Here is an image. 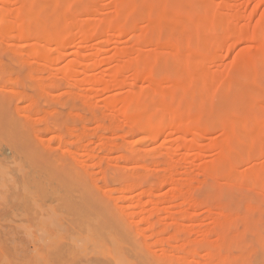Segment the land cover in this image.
Segmentation results:
<instances>
[{
	"label": "rangeland",
	"instance_id": "rangeland-1",
	"mask_svg": "<svg viewBox=\"0 0 264 264\" xmlns=\"http://www.w3.org/2000/svg\"><path fill=\"white\" fill-rule=\"evenodd\" d=\"M37 1L35 34L69 46L46 45L59 59L44 80L33 42L0 24V264H264V0H67L55 18L56 0ZM23 2L0 0L7 22ZM73 60L86 69L65 77ZM137 100L149 131L133 123Z\"/></svg>",
	"mask_w": 264,
	"mask_h": 264
},
{
	"label": "bare ground",
	"instance_id": "bare-ground-1",
	"mask_svg": "<svg viewBox=\"0 0 264 264\" xmlns=\"http://www.w3.org/2000/svg\"><path fill=\"white\" fill-rule=\"evenodd\" d=\"M11 1H15V0H11ZM54 1V0H53ZM69 1V0H68ZM68 1L67 0H56L55 2H57V3H54V2H52V1H50V3H51V5H55V7H50V6H48V8H49V11H50V13H51V15L53 16L52 18H55V14H57L56 12H58V11H56V7H57V5H65V4H68ZM22 2H23V0H22ZM80 2V1H79ZM53 3V4H52ZM98 3H99V1L98 0H94V2L91 4L93 7H96L97 5H98ZM22 4H24V5H22V8H21V11L20 10H18L19 12H15V13H13L12 15H10V20L7 22L6 20H5V18L6 17H4L2 14H1V12H0V24H3V23H5V24H8L7 26H8V29H7V31H12V29L13 28H15L16 26L18 27L17 29H19L17 32H16V34H15V36L16 37H23V38H26V39H23V40H25V41H32L33 42V48L31 49V51H30V57L35 61V64H36V67H35V72H42L43 71V69L45 68L46 69V73H47V76L44 78V80H47V79H49V77L51 76V72H50V70L54 67V63H55V60L58 58V53H54L53 51L51 52V51H47V49H46V45L47 44H53V43H55V44H57V46L59 45V46H61V48H62V45L64 46H69V43H68V41H66L65 42V39L66 38H64V37H62V36H60L57 32H52L51 34H49V35H46V36H38L37 34H35V31H34V25L36 24V22H35V18L38 16V13H39V11L41 12L43 9H47V4H45V5H40V4H43V3H40L39 1H37V0H24V2L22 3ZM129 4V0H122V3H121V5L122 6H126V5H128ZM48 5H50V4H48ZM90 5V6H91ZM78 8V7H77ZM64 9H65V7H64ZM75 9V8H74ZM90 7L89 8H87V10H85L84 11V13H85V20L84 21H81V22H74L73 23V30H74V32L75 33H78V32H80L81 30H84V29H86V32H88V30H87V28H85L84 27V25H86L85 23H87L88 24V22H89V19L91 20L92 19V17L93 16H95V15H93V13L90 11ZM138 9V8H137ZM234 10H232L231 12V14H234V12H233ZM75 13H76V11H74ZM70 13V12H69ZM148 13H150V15H151V12H148ZM77 14V13H76ZM145 14H146V12H145ZM144 14V15H145ZM219 12L218 11H216V13H215V15H214V18L215 17H218L219 15ZM235 15V14H234ZM67 16H68V14H67ZM66 16V17H67ZM165 16V15H164ZM57 17H58V19L59 20H63L62 18H64V16L61 14V15H57ZM65 17V18H66ZM147 17V16H146ZM188 17H191V16H188ZM70 18L72 19V16L70 15ZM58 19H55V20H57L58 21ZM68 19H69V17H68ZM159 19V18H158ZM191 19H192V17H191ZM122 20V19H121ZM160 20H161V23H168L167 21H168V19L167 18H165V17H161L160 19H159V22H160ZM56 22V21H55ZM103 23L102 24H104V27H102L101 26V28H102V31H104V33L106 34L107 32H110V33H112V34H116V33H118L119 31H120V23H122L123 22V20H122V22H119V20L117 21V19H116V22H112V23H108V24H105L106 23V21L104 22V21H102ZM107 22H108V20H107ZM127 22V21H126ZM126 22H123L124 24L126 23ZM136 23H138V22H136ZM101 24V25H102ZM134 24H135V22H134ZM60 25V24H59ZM131 25H133V24H131ZM135 26H137L136 24H135ZM134 26V28L133 27H131V29H132V33L134 34V36L133 37H135V38H141V41H142V39H143V37H144V34L142 35V30H140V28L138 29V27L136 28ZM86 27H87V25H86ZM151 28H153V25H152V27ZM63 29V28H62ZM98 29V28H97ZM155 29H156V27H155ZM154 29V30H155ZM205 31H206V29H204ZM240 30V29H239ZM94 31H95V29H94ZM204 31V32H205ZM123 31L121 30V32L120 33H122ZM151 32H152V30H151ZM151 32H149L150 34H151ZM156 32V31H155ZM158 32V31H157ZM204 32H202L201 31V33H203V37H204ZM207 33V32H206ZM98 35H100V36H102V34H98ZM88 36V35H87ZM92 36V35H91ZM143 36V37H142ZM155 36H157V35H154V37ZM106 38V37H105ZM89 39V38H88ZM68 40V39H67ZM154 41V40H153ZM137 42V41H136ZM68 44V45H67ZM72 44V43H71ZM70 44V45H71ZM65 46L63 47V48H65ZM62 48V49H63ZM201 50V49H200ZM57 52V51H56ZM120 52V51H119ZM59 54H60V51H59ZM205 54V53H204ZM115 55H116V57H115ZM113 54V56L110 58V59H115V58H117L118 57V54H117V52H116V54ZM120 55H121V53H120ZM213 55V54H212ZM57 56V57H56ZM200 56H201V58H200ZM199 57H197V56H195L194 58V62H195V64L196 65H198V66H204V64L205 63H207L206 61V55L204 56V55H200ZM203 56L205 57L204 58V60H203ZM56 58V59H55ZM191 58V57H190ZM59 59V58H58ZM157 59V58H156ZM192 59V58H191ZM158 60V59H157ZM193 60V59H192ZM58 62V61H57ZM81 63V64H80ZM138 63V62H137ZM263 63V62H262ZM129 64V63H128ZM133 65V64H132ZM131 65V66H132ZM128 66V65H127ZM130 65L127 67V68H132ZM197 66V67H198ZM209 66V65H208ZM136 67H138V65L136 66ZM84 69H86V66L85 65H83L82 64V62L80 61V62H78V60H73V61H71L70 63H68L67 65H66V67L63 69V75L65 76V77H67L68 75H67V73L68 72H71V74H72V76L73 77H77ZM135 70V69H134ZM117 71V70H116ZM136 75V74H135ZM135 75H133L134 77H135ZM150 75V74H149ZM115 78L113 77V79H112V77L110 78V79H112V80H109V85H113V86H116V87H120L121 85H123V83H121V82H119V81H117V80H115V79H119V77H117L118 76V74L117 73H115ZM69 77V76H68ZM134 77H132V79H134ZM196 78L197 77H200L199 75H196L195 76ZM148 78H150V76L149 77H147V79ZM193 79V78H192ZM148 80H152V78L151 79H148ZM147 80V81H148ZM68 81V78H67V80L66 79H64L63 80V83H65V82H67ZM193 81H195V79H193ZM192 81V82H193ZM120 84H119V83ZM190 82V80H188V83L187 84H189V85H191V86H193L194 84L192 83V84H190L189 83ZM42 85L44 86V85H46V83L45 82H42ZM107 89V87H100V88H98L97 89V92L98 93H102V92H105V90ZM118 101H116V100H108V102H106V105H108V106H112V107H114V108H116L115 110H116V113H117V115H119V116H123V115H125L126 114V112L128 111V105L126 104V106H125V104L123 105L122 104V107H118V103H117ZM165 102V101H164ZM166 103V102H165ZM164 103V104H165ZM135 104L138 106H136V111H135V114H134V119H133V123L134 124H136V125H138L137 127H140L142 130H145V131H149V130H151L152 129V126H154V125H152V123L148 120V118H146V117H144L143 116V112H144V109L141 107V101L140 100H137V102H135ZM166 105V104H165ZM165 105H163V104H161V105H159V106H164V110H166V108L167 107H165ZM56 108V107H55ZM145 108V107H144ZM150 108V107H149ZM161 108V107H160ZM161 109H163V108H161ZM159 109H157V111H158ZM164 110H161L162 112L164 111ZM167 111V110H166ZM165 111V112H166ZM240 111V110H239ZM54 112V110H41L40 111V113H39V117H38V119L39 120H44V118H45V115L46 114H48V113H53ZM55 113V112H54ZM167 113H168V111H167ZM172 113V112H171ZM236 113V112H235ZM157 115V114H156ZM168 115H172V114H169L168 113ZM197 115V114H196ZM195 115V116H196ZM236 115V114H235ZM237 117H238V115H236ZM236 116H234V117H236ZM192 118H195V117H192ZM199 119V118H198ZM193 120V122H195V123H197V118L196 119H191V121ZM201 123L202 122H200V125H201ZM42 124V123H41ZM255 124V123H254ZM155 127V126H154ZM233 129V128H232ZM197 130H198V127L197 126H192L191 128H190V133L192 134L193 132H197ZM228 130V129H227ZM226 130V131H227ZM255 130H257L258 131V129H255ZM229 131V130H228ZM227 131V132H228ZM232 131V130H231ZM257 131H253L252 133H255V135L258 133ZM188 132V133H189ZM233 132V131H232ZM231 133V132H230ZM257 136V135H256ZM250 132L246 129V128H240V130L239 131H237L236 132V140L238 141V142H243V141H248L250 138ZM257 138V137H256ZM178 139H180L181 140V142H183V144H179L178 146V149L177 150H183V149H191L192 147H191V145L193 146V144L192 143H190V141H188V140H186V138L184 137H180V138H177L176 139V141L178 140ZM257 140V139H256ZM250 141H252V138H251V140ZM255 141V140H254ZM178 142L180 143V141L178 140ZM252 143V142H251ZM221 152L219 151V153H222V160L223 159H231L232 157H231V151H230V149L227 147V145L226 144H222L221 145ZM126 150V149H125ZM128 151H131L129 148L127 149V152ZM124 152V151H123ZM119 155V154H118ZM125 157V153L124 154H122V155H119L118 157H117V159H123ZM123 161V160H122ZM225 161V160H224ZM220 163V162H219ZM221 164V163H220ZM224 165V164H223ZM203 167V169L204 168H206V169H208L209 167H205V165L203 164V166L201 165V167H200V170L203 172L204 170L203 169H201ZM205 169V170H206ZM209 170V169H208ZM242 176H245V175H242ZM248 176V175H247ZM248 179L249 178H251L250 176L249 177H247ZM252 179V178H251ZM243 180V179H242ZM245 180V179H244ZM254 180V179H253ZM141 193H139V195H140ZM143 194V193H142ZM138 195V196H139ZM146 195V194H145ZM148 195V194H147ZM136 192L134 191V189H132V190H130V192H129V195H128V200H133L134 198H136ZM137 196V197H138ZM140 197V196H139ZM136 206H138V205H136ZM133 208H136L137 209V207H135V206H133ZM138 209H139V206H138ZM209 249H211V248H209ZM208 251H210V250H208ZM186 261H188V260H186Z\"/></svg>",
	"mask_w": 264,
	"mask_h": 264
}]
</instances>
